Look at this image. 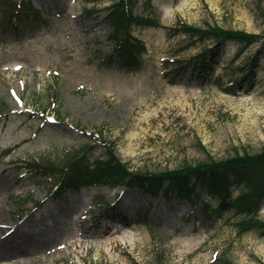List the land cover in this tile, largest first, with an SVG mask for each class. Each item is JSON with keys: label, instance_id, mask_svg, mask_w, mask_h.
<instances>
[{"label": "rangeland", "instance_id": "rangeland-1", "mask_svg": "<svg viewBox=\"0 0 264 264\" xmlns=\"http://www.w3.org/2000/svg\"><path fill=\"white\" fill-rule=\"evenodd\" d=\"M24 1L41 18L0 24V264H264V230L242 235L234 210L205 218V195L195 204L102 185L54 196L50 180L35 181L26 167L83 146L105 158L106 143L133 171L149 172L260 152L264 69L234 95L213 82L171 85L165 68L211 45L177 56L185 37L169 38L167 28L183 21L263 36L264 0H139L135 15L163 24L132 29L147 45L139 73L106 65L114 42L105 15L115 0ZM260 47L238 56L230 43L214 79L226 88ZM105 203L121 220L102 213Z\"/></svg>", "mask_w": 264, "mask_h": 264}, {"label": "trees", "instance_id": "trees-1", "mask_svg": "<svg viewBox=\"0 0 264 264\" xmlns=\"http://www.w3.org/2000/svg\"><path fill=\"white\" fill-rule=\"evenodd\" d=\"M138 1L115 0L105 15L114 42L106 65L116 64L134 73H139L145 68L147 46L142 39L132 35V28L138 25L162 27L156 17L135 16L134 10ZM151 4L150 0L145 2L146 6ZM4 8L9 10L10 14H2ZM41 14L40 11L34 10L31 3L24 0L19 3L14 0H0V24L8 20L11 27H20L26 19L32 17L38 20ZM167 33L169 38L185 37L187 46H184L177 56L192 48L211 44L204 46L198 54L190 58L166 62L165 76L170 84L194 86L195 82H198V86L204 87L206 83L213 82L224 92L237 95L239 89L253 84L258 69H264V35L232 30L217 24L195 26L183 21L167 28ZM230 43L238 47V56L243 55L256 43H261V47L248 59L238 74H233L235 80L225 88L223 79L214 77L216 71L222 67L223 57ZM56 113L59 114L58 110ZM52 121L57 122L56 119ZM47 123L54 125L48 121ZM105 146V158L92 159L86 154L89 146H83L79 150L70 151L57 161H29L26 165L29 167L27 175L35 181L50 180L49 194L54 196H60L70 190L81 192L83 189L102 185L112 188H137L154 198L175 197L195 204L205 195L206 199L200 206L205 218L220 220L227 212L234 210L243 216L237 224L242 235L254 229L264 230V222L260 219L264 206V148L257 153H239L218 160L209 157L208 160L187 163L176 169L149 172L133 171L127 163L119 160L112 143H106ZM234 190H240V195L234 196ZM213 199L220 203L215 205ZM104 205L102 213L106 211V215L113 220H121L116 206L106 203ZM123 223L129 225L128 216Z\"/></svg>", "mask_w": 264, "mask_h": 264}, {"label": "bare ground", "instance_id": "bare-ground-1", "mask_svg": "<svg viewBox=\"0 0 264 264\" xmlns=\"http://www.w3.org/2000/svg\"><path fill=\"white\" fill-rule=\"evenodd\" d=\"M14 250L9 249L8 251H6L5 249H3L2 254H5L6 257H8L10 254H13Z\"/></svg>", "mask_w": 264, "mask_h": 264}]
</instances>
